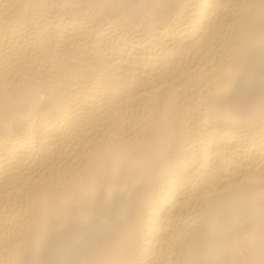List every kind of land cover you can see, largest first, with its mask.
Listing matches in <instances>:
<instances>
[{
  "label": "bare ground",
  "instance_id": "1",
  "mask_svg": "<svg viewBox=\"0 0 264 264\" xmlns=\"http://www.w3.org/2000/svg\"><path fill=\"white\" fill-rule=\"evenodd\" d=\"M0 264H264V0H0Z\"/></svg>",
  "mask_w": 264,
  "mask_h": 264
}]
</instances>
